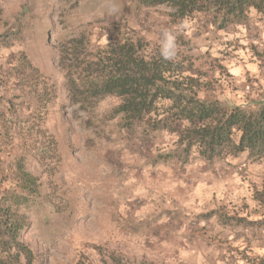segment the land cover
Masks as SVG:
<instances>
[{"label":"rangeland","instance_id":"obj_1","mask_svg":"<svg viewBox=\"0 0 264 264\" xmlns=\"http://www.w3.org/2000/svg\"><path fill=\"white\" fill-rule=\"evenodd\" d=\"M170 12L133 0H0V194L17 188L18 159L37 178L20 210L33 264H247L241 254H264V205L252 207L260 224L228 221L234 193L260 189L264 163L158 156L175 150L174 135L124 127L119 97L81 103L66 78L71 39L90 54L113 38L163 50L167 33L221 103L264 94L261 25L190 45L181 42L194 35L189 22Z\"/></svg>","mask_w":264,"mask_h":264},{"label":"trees","instance_id":"obj_2","mask_svg":"<svg viewBox=\"0 0 264 264\" xmlns=\"http://www.w3.org/2000/svg\"><path fill=\"white\" fill-rule=\"evenodd\" d=\"M133 1L144 7L166 6L174 21H188L194 35L181 42L190 45L201 36L230 26L248 31L258 25L264 28V0ZM74 42H66L62 55L68 59L66 78L70 88L79 93L78 101L92 105L105 95L119 97L115 111L122 114L124 127L134 125L143 127L145 133L167 131L175 136V150L158 156L177 153L182 162H187L193 155L209 165L237 157H244L243 166L264 163V94L244 104H223L208 94L210 81L194 66L192 56L165 58L161 49L132 38H113L92 54L84 41ZM17 171V188L0 194V264H33L35 260L24 241L28 217L20 210L34 201L38 182L19 159ZM233 197L238 207L228 221L260 224L253 221L252 207L254 203L264 205V179L260 189L248 191L242 187ZM240 260L264 264V254H241Z\"/></svg>","mask_w":264,"mask_h":264},{"label":"clouds","instance_id":"obj_3","mask_svg":"<svg viewBox=\"0 0 264 264\" xmlns=\"http://www.w3.org/2000/svg\"><path fill=\"white\" fill-rule=\"evenodd\" d=\"M173 47V37L165 33V42L162 50L165 58H170L174 54L172 51Z\"/></svg>","mask_w":264,"mask_h":264}]
</instances>
